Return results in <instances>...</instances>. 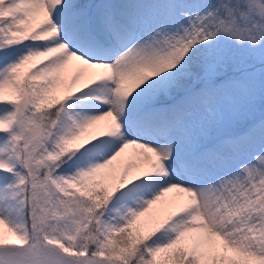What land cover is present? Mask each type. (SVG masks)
Wrapping results in <instances>:
<instances>
[{"label": "snow or ice", "instance_id": "1", "mask_svg": "<svg viewBox=\"0 0 264 264\" xmlns=\"http://www.w3.org/2000/svg\"><path fill=\"white\" fill-rule=\"evenodd\" d=\"M0 264H264V0H0Z\"/></svg>", "mask_w": 264, "mask_h": 264}]
</instances>
